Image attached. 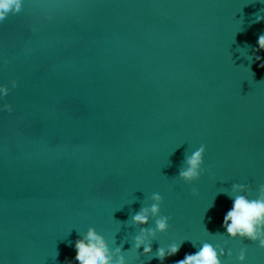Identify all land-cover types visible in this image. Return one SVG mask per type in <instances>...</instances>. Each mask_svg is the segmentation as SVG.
I'll list each match as a JSON object with an SVG mask.
<instances>
[{"label":"water","instance_id":"95a60500","mask_svg":"<svg viewBox=\"0 0 264 264\" xmlns=\"http://www.w3.org/2000/svg\"><path fill=\"white\" fill-rule=\"evenodd\" d=\"M255 14L264 0H21L0 22V264H78L89 227L126 264H174L205 242L224 248L221 264H241V249L243 264H264L258 241L223 227L227 193L255 199L264 185ZM202 144L189 184L178 172ZM153 193L170 219L147 237L150 259L133 245L155 218L131 215Z\"/></svg>","mask_w":264,"mask_h":264},{"label":"clouds","instance_id":"9594fccd","mask_svg":"<svg viewBox=\"0 0 264 264\" xmlns=\"http://www.w3.org/2000/svg\"><path fill=\"white\" fill-rule=\"evenodd\" d=\"M21 10V0H0V22H3L6 15L10 12L13 14L19 13ZM264 20V16L255 14L254 23H259ZM259 49L264 50V34H261L257 40ZM261 57L256 56V60H260ZM261 68H264V64H260ZM13 87L16 86V81H12ZM0 92H3L4 96L8 94L7 88H0ZM4 110L11 112L12 106L5 104ZM206 151L205 145H201L198 149L191 153V155L185 156V166L178 172V177L183 181L191 184L199 179L203 169V156ZM233 191L236 189L249 191L248 185L245 184H233ZM193 194H196L195 189ZM227 195L232 198L233 203L231 209L226 213L223 218V227L229 237L236 239H246L252 242L259 243V247L264 249V185L259 187L258 196L255 199H249L247 195H237L234 198L230 193ZM151 200L154 201L149 207L141 206L138 211H135L131 215V221L135 224L147 225L149 223V212L154 219L155 228L141 227L140 234L134 237L133 247L138 251L143 247V253L141 255L153 258L151 242H147V237L151 236L155 238L156 233H164L169 228L170 217L160 214V205L163 202V197L159 193H153ZM213 236H222L217 232L211 234ZM115 245V242L113 243ZM193 246H195L193 244ZM75 260L78 264H126L125 252L122 251V245H115V247H109L105 237L98 233L95 228L89 227L87 232L80 236L75 242ZM217 248H219V255L224 256L225 251L223 247L219 245L213 246L211 243H203L199 251L194 254H185L183 259L177 260L174 264H221L218 259ZM180 245L170 244L167 251L163 247H159L155 253V258H158L163 262L166 257L174 256L178 253ZM246 249H241L238 260L243 264L246 256ZM229 250L227 255L231 256ZM58 255V253H57ZM68 264H71L69 261Z\"/></svg>","mask_w":264,"mask_h":264}]
</instances>
